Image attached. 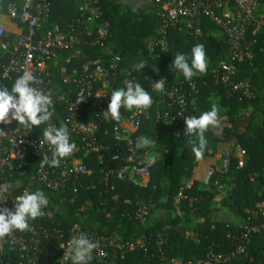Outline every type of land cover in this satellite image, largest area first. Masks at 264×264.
<instances>
[{
    "label": "trees",
    "instance_id": "trees-1",
    "mask_svg": "<svg viewBox=\"0 0 264 264\" xmlns=\"http://www.w3.org/2000/svg\"><path fill=\"white\" fill-rule=\"evenodd\" d=\"M0 1L6 4L9 0ZM17 1L21 4L22 0ZM82 1L52 0V12L46 21V30H53L55 27L67 30L70 23H77L81 18ZM97 1L102 11L98 23H109V39L104 45L82 42L71 49L60 50L49 64L52 74L49 91L53 95L73 94L75 91V86L67 83L62 73V67L68 58L72 59L71 66L81 69L86 61L92 59H101L103 64L109 67L112 58L118 57L117 67L123 73L111 83V91L125 87L124 81L134 78L135 83H140L152 95L155 103L151 117L132 134V138L137 140L140 136L149 137L162 152V157L151 166V175L146 184L133 185L128 181L112 177L109 185L105 186L99 183L100 171L102 168L108 170L117 167V162L111 160L110 153H113V150H106L103 161L99 160L96 154H91L89 158L83 160L94 171L88 181L90 189H83L74 201L71 200L75 196L72 187H69L67 193L61 194L36 181L34 175L41 167L39 164L41 159L34 157L30 159L25 177L18 180L15 176L11 178V188L17 192L20 187H30L49 195L57 208V222L62 228L80 222L85 229L101 235L119 234L126 239L145 237V249L127 250L125 259L119 260V264H169L172 261L180 264H198L206 257L210 248L216 252H230L234 248L230 237L237 236L241 229L239 226L218 219V209L213 204L214 196L218 192L212 179L206 184L195 182L190 189L185 188L184 185L192 178L196 166V157L189 141L196 140L198 143V140L195 135L190 136L185 133V121L182 124L180 138L171 136L166 126L157 121V112L171 109L160 101V94L152 87V79L164 77L166 87L178 85L180 81L190 82L184 78L182 72L172 68L173 59L177 53H183L189 58L190 63L191 49L197 44L204 45L208 70L206 74H198L191 80L198 82L200 90L192 115L198 117L201 113L211 110L210 94L214 91L220 93L222 103L228 107V117L225 120L230 126L225 128L222 136H217L214 129H209L205 133L204 154L214 155L222 144L230 141L247 151V161L240 166L238 158L232 157L230 167L223 176L226 184H232L225 202L229 208L243 216L246 209L256 208L258 203L264 202V190H262L264 187V29L255 32L254 27L249 28L247 39L255 42V57L253 60L241 62L237 71L238 79L251 81L257 91L255 97L253 99L227 97L223 87L215 84L212 70L219 61L227 58L229 39L211 20L206 17L201 19L200 28L203 30L201 35L187 30L171 29L169 47L163 51L155 43L162 25L159 11L140 13L129 3H117L114 0ZM94 37L95 34L83 38L92 40ZM152 41H154L153 49L150 47ZM75 51L80 52L78 57L73 56ZM9 57L10 54L1 47L0 43V88L6 87L11 91L13 82L2 77V66ZM141 60H147V64L141 71H137L134 65ZM100 86L101 84L97 83L96 88ZM110 97L111 92L109 99ZM99 104V100L94 99L86 107L84 113L87 120L94 118ZM250 105L252 111L247 113L246 110ZM52 110L54 111L52 118L56 126L67 124L71 141L80 144V136L76 135L67 123L65 108L60 105ZM174 112V110L170 111L171 114ZM100 122V139L108 145L114 141L113 123L104 120ZM44 127L46 125H41L38 129L33 128V136H42ZM124 147L126 148L125 143ZM151 148L139 149L141 161ZM86 179L84 178L85 182ZM17 185L20 187L17 188ZM181 193L186 194L188 198L177 203V197ZM116 194L122 195V199L130 198L134 203L130 205L115 203L110 199ZM140 198L155 203L153 212L145 222L139 221L134 216L137 210L135 202ZM178 210L182 212L181 216L178 215ZM108 213L110 217L107 216ZM259 216L262 218L264 215ZM31 227L36 230L52 229L56 224L42 219L38 223H31ZM16 232L26 237L31 234V231ZM192 232L193 236H191ZM161 233L165 235L160 236ZM40 244L46 245L47 241L43 239ZM20 262L21 257L15 249L8 248L5 264H20ZM220 264H264V231L251 236L244 254Z\"/></svg>",
    "mask_w": 264,
    "mask_h": 264
},
{
    "label": "built area",
    "instance_id": "built-area-1",
    "mask_svg": "<svg viewBox=\"0 0 264 264\" xmlns=\"http://www.w3.org/2000/svg\"><path fill=\"white\" fill-rule=\"evenodd\" d=\"M52 0H22L21 4L17 0H9L6 4L0 1V43L1 47L10 54L9 59L2 66V77L14 83V81L29 71L35 76L32 87L45 92L53 99V108L62 105L67 111V123L71 130L81 138V143L77 144L78 150L72 155L61 160L59 167L45 165L37 169L34 178L44 184L52 191L61 194L67 193L69 187L75 196L74 201L83 189H90L88 184L90 176L94 171L84 159L91 154H96L97 158L103 161L107 149H112L111 160L117 162L116 168L108 170L102 168L100 184L109 185L110 179L116 177L125 180L133 185H144L150 178L152 164L147 160L146 154L141 161L140 150L135 148L132 134L138 131L142 123L148 120L152 114L153 101L150 108L146 110H125L121 109V120L119 122L103 118V111L107 110L110 102L111 83H114L123 71L117 67L118 57L112 58L109 67L105 66L101 59L86 61L81 69L73 64L68 58L62 67L65 81L75 86V91L53 95L49 91L52 74L49 69L50 61L60 50L73 48L77 43L85 42L91 45H104L110 36V25L108 22L98 23L102 11L97 0H83L80 6L81 18L77 23H70L67 30L55 27L53 30H46V21L51 16ZM162 7L159 15L162 25L159 28L156 45L163 51L169 47V31L177 29L195 32L200 31V21L206 17L216 24L228 36L229 51L226 59L219 61L212 70V77L216 85H221L227 97L238 96L241 99H253L257 93L249 79H238V65L241 62L253 60L255 57V42L247 39L250 27L254 31L264 29V0H161ZM13 22L18 27L15 31H10L7 22ZM22 26H25V30ZM95 34V37L84 40V36ZM153 49V48H152ZM79 51H75L73 56L78 57ZM157 58L159 55L156 56ZM170 65V64H169ZM136 69V68H135ZM137 70V69H136ZM138 71V70H137ZM164 77L154 78L152 82H157ZM129 81L135 83V79ZM97 83L101 86L96 88ZM198 82L193 80L188 83L180 81L178 85L164 87L160 94V101L166 103L174 113L170 111L157 112V121L166 126L167 132L180 138L182 135V124L185 118L192 115L199 98ZM103 94L99 99L98 96ZM99 100V105L94 113V118H85V109L91 101ZM52 108V109H53ZM100 120L113 123L114 141L106 145L100 139ZM51 123L56 126L53 118ZM230 125L223 121L220 128L215 129L217 136L224 134L225 128ZM0 208H14V198L25 191L35 192L30 187H20L14 192L11 188V178L25 177L28 173V166L31 158H40L45 153L51 158L49 145L43 141V135L33 136V130L24 129L18 122L12 121L10 124H0ZM107 133V132H106ZM72 142V141H70ZM126 144V148L124 147ZM223 169L219 170L214 165L208 167V176L213 180V184L218 193L227 196V184L223 181V176L228 171L232 157L244 158L247 151L239 145L226 147L222 151ZM86 179V182L84 181ZM190 189V186H186ZM48 205L44 208L43 215L31 223H38L45 219L56 224L55 228H40L36 230L31 227L29 237L20 235L14 231L11 235L0 239V264H5L7 249H15L20 255V264H65L71 261L67 244L68 241L80 232L86 233L90 240L98 244V248L92 252V260L89 264H119V260L125 259L127 250L145 249V237L129 238L119 234L101 235L90 229H85L80 222L68 226L60 227L57 222V208L49 195H46ZM188 196L181 193L177 197V203ZM115 203L130 205L134 201L130 198L122 199V195H112L111 199ZM106 202V201H105ZM137 210L135 218L145 222L153 212L155 203L150 200L137 199L135 202ZM264 211L258 207L246 209L242 223L239 226L241 231L237 236L230 237L234 247L228 253L216 252L210 248L206 257L198 264H220L245 253L250 242V238L255 233L264 231ZM178 215L182 212L178 210ZM110 217V213L107 214ZM165 235L161 233L160 236ZM194 234H192L193 236ZM46 240V245H41V240ZM103 255H100V252ZM168 264V263H163ZM169 264H180L172 261ZM191 264V263H188Z\"/></svg>",
    "mask_w": 264,
    "mask_h": 264
},
{
    "label": "clouds",
    "instance_id": "clouds-1",
    "mask_svg": "<svg viewBox=\"0 0 264 264\" xmlns=\"http://www.w3.org/2000/svg\"><path fill=\"white\" fill-rule=\"evenodd\" d=\"M147 64V60H141L134 67L141 71ZM172 68L182 72L184 78L191 81L198 74H206L208 60L203 44H197L191 49V62L183 53H177L173 59ZM35 76L24 71L13 83L11 91L8 88H0V124L18 122L19 126L29 130L46 125L43 130V141L49 145L51 158L44 152L39 161L43 168L45 165L59 167L61 160L69 157L78 150L75 142H70L71 137L67 124L59 127L51 123L54 115L53 99L45 92L32 87ZM165 79L152 82L155 92L162 93L165 87ZM125 87L111 91L110 102L107 110L103 111L105 120L119 122L121 120V109L146 110L153 103L152 95L141 86L129 80L124 81ZM103 94L97 97L99 99ZM211 99V98H210ZM186 131L188 135H195L196 140H190L192 152L197 160L203 159L206 147L205 133L209 129H218L221 126L220 107L213 102L210 111L185 118ZM3 132V131H0ZM154 146V141L147 136H140L135 142L136 149H146ZM4 201V200H0ZM48 205V199L42 190L35 192L25 191L14 198V208H0V239L11 235L14 231H30V220H35L43 215V209ZM98 244L89 239L86 233L80 232L73 236L67 244L68 255L72 264H89L92 260L93 250ZM103 255L101 251L99 253Z\"/></svg>",
    "mask_w": 264,
    "mask_h": 264
},
{
    "label": "crops",
    "instance_id": "crops-1",
    "mask_svg": "<svg viewBox=\"0 0 264 264\" xmlns=\"http://www.w3.org/2000/svg\"><path fill=\"white\" fill-rule=\"evenodd\" d=\"M114 1L117 3H129L140 13H147L149 11H160L161 5H162L161 0H114ZM7 26L10 31L12 30L15 31L16 28L18 27L15 23L10 22V21L7 22ZM194 33L196 35H201L203 33V30L201 29L200 31H195ZM153 43L154 41L151 42V45H150L151 49L153 48L152 46ZM210 98H211L210 99L211 104L215 102L220 107V120H221V125H222L223 121H225V119H227L228 117V114H227L228 107L224 106V104L222 103L221 101L222 98L219 92L217 91L211 92ZM251 108L252 106L250 105L249 109H247L246 112L250 113L252 111ZM224 133H225V130H224ZM232 145H238V144L233 143L231 141L227 144L224 143L220 146V149L214 155L204 154L203 159L201 160L196 159V166L194 168V174L191 179L186 181L184 186L192 187L195 182L202 183V184L208 183V181L210 180L208 176V172H207L208 167L211 165H214L219 170L223 169L222 151L226 147H230ZM161 157H162V152L158 149L156 143H154V146L148 152H146V158L152 165L157 160L161 159ZM237 158L239 160L240 166H242L247 161V155L244 158H240V157H237ZM231 186L232 184L230 185L227 184L226 186L228 190V195L230 193L229 189L232 188ZM262 190H264V187H262ZM227 196L222 195L220 193H216V195L214 196L213 204L218 209V219L221 221L229 222L233 224L234 226H240L242 223L243 216L228 207L227 203L225 202ZM257 207L260 210H264V202L258 203ZM192 234L194 233L192 232Z\"/></svg>",
    "mask_w": 264,
    "mask_h": 264
},
{
    "label": "water",
    "instance_id": "water-1",
    "mask_svg": "<svg viewBox=\"0 0 264 264\" xmlns=\"http://www.w3.org/2000/svg\"><path fill=\"white\" fill-rule=\"evenodd\" d=\"M208 180V179H207Z\"/></svg>",
    "mask_w": 264,
    "mask_h": 264
}]
</instances>
